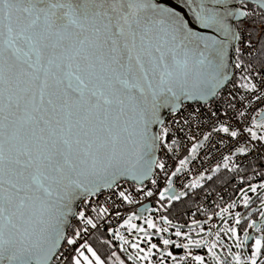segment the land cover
<instances>
[{
    "label": "snow or ice",
    "instance_id": "snow-or-ice-1",
    "mask_svg": "<svg viewBox=\"0 0 264 264\" xmlns=\"http://www.w3.org/2000/svg\"><path fill=\"white\" fill-rule=\"evenodd\" d=\"M237 178L240 205H217L221 224L169 218L205 182ZM261 257L264 0H0V264Z\"/></svg>",
    "mask_w": 264,
    "mask_h": 264
},
{
    "label": "trees",
    "instance_id": "trees-1",
    "mask_svg": "<svg viewBox=\"0 0 264 264\" xmlns=\"http://www.w3.org/2000/svg\"><path fill=\"white\" fill-rule=\"evenodd\" d=\"M222 174H223V170L218 175H222ZM257 180L259 179L257 178L256 180H253V181H257ZM238 181H239V178H237L236 180L229 181L228 184H222L219 180H216L215 182H205L204 190L200 192L199 195L193 197L191 200H189L188 198H185L183 202H175L176 207L173 210V213L170 215L169 218L172 219V221H176L178 223H189L198 217H206L207 215L214 213L218 209L217 205L221 206L224 202L231 200V198H233L236 192H238V188L240 187V185L237 184ZM224 190L227 191L226 197L221 201L215 199L214 206L209 212H202L199 210L198 205L204 201L206 197L205 195L206 193L215 192V191H224ZM192 212H195L194 217L191 216ZM256 219L258 220V217ZM113 243H114L113 250L118 251V242L114 241ZM173 251L177 253L182 250L175 248L173 249ZM201 254H203V251L201 252Z\"/></svg>",
    "mask_w": 264,
    "mask_h": 264
},
{
    "label": "built area",
    "instance_id": "built-area-1",
    "mask_svg": "<svg viewBox=\"0 0 264 264\" xmlns=\"http://www.w3.org/2000/svg\"><path fill=\"white\" fill-rule=\"evenodd\" d=\"M229 87H230V86H229ZM225 91H226V90H225ZM204 111H207V109H204ZM208 130H210V129H209V127H208L207 125L203 126V127L200 128V129H197L195 126H193L192 129H191V134L195 136V135L197 134L198 131H199V132H203V131H208ZM186 131H187V129H186ZM180 138H181V140H182V142H183V145H182V147H181V154H183L185 147H190V145H191V141H188L187 138H186L183 134H180ZM225 154H227V153H225ZM216 155H217V157H218V156H219V153H217ZM157 156H158L159 158H163V153H162V152H161V153H157ZM202 158H203V155L201 154V159H202ZM208 164H211V166H213V167L215 166V162H214V161H208V162L205 164V167H207ZM198 169L201 170V171H203V169L200 168L199 163H197V164L193 167V174H195V172H196ZM207 174H210V173H206V175H207ZM153 178H155V177H153ZM192 178H193V176H189V177H188V179H192ZM185 182H187V180H185ZM145 183L147 184L148 187H151L150 182L147 181V182H145ZM161 183H163V181H161ZM179 184H180V181H177V182H176V185H175L177 191H180V190H181L180 187H179ZM237 184H239V181L237 182ZM239 185H240V184H239ZM120 187H121L122 189H128L129 191H133V192H134V188L132 187V183H130V182H125V181L120 182ZM210 193H211V194H210V195H207V196L205 197L204 201L198 205V208H199V209H205L204 212H209V211L212 209V207L214 206V201H215V199L221 201V200H223V199L226 197V195H227V191H226V190H224V191H215V192H210ZM108 195H109V194H108L107 192H105L104 195L100 196V197H99V203L103 204V203L105 202V199L108 197ZM112 199L115 200V197H112ZM96 202H97L96 200H93V204H94V205L96 204ZM117 202H118V201H117ZM142 203H143V204H148V203H149V204L151 205V207H154V206H155V200H154V199H153V200L145 199V200H143ZM127 207H128V206H124V208H127ZM132 207L135 208V207H138V205H133ZM124 208L121 209L122 212H124ZM191 216L194 217V216H195V212H192V213H191ZM116 226H118V218H116L115 216L110 217V218L104 223V228H107V227H113V228H114V227H116ZM102 230H103V229H102Z\"/></svg>",
    "mask_w": 264,
    "mask_h": 264
},
{
    "label": "rangeland",
    "instance_id": "rangeland-1",
    "mask_svg": "<svg viewBox=\"0 0 264 264\" xmlns=\"http://www.w3.org/2000/svg\"><path fill=\"white\" fill-rule=\"evenodd\" d=\"M253 182H254V183H258L259 180H257V181H253ZM243 187L247 188V184L245 183V184L243 185ZM239 195H240L239 191L236 192V194L233 196V198H231V200H229V201H227V202H224L221 206H225L227 203H230V202H232V201H236V203H237L238 205H240V201L237 199ZM249 195H253V194L249 193ZM256 208H259V201H256V202L252 205V208L249 209V211H251L252 209H256ZM217 211H218V209H217L215 212H217ZM236 211H241L245 216L247 215V213L244 212V209H243L242 205H241V206H238L236 209L233 210V215L235 214ZM145 215H148V213H145ZM210 215H213V213H211ZM257 217H258V214L254 216L255 219H256ZM258 218H259V217H258ZM194 220L198 221L201 225H203V229H204L205 232H207V231L209 230V229H208V224H209V223H213V224H221V221H220L219 217H216V216H214V215H213V220H212V221H208V220H207V216H206V217H198V218H196V219H194ZM192 221H193V220H192ZM192 221L189 222V223H178V222H176V221H173V224H180V225L183 226V231H188V226L191 225ZM243 225H244V224H243V221H242V226H243ZM116 227H117V226H116ZM114 228H115V227H114ZM174 231H175V229H169V232H168V233H164L163 235H164L165 238H172V239H175V237L171 235V233L174 232ZM196 231H199V229H197ZM238 231H239V234L242 236V235H243V232H242L241 230H238ZM121 233H122V235H124L126 238H129V237H128V233H127L126 230L121 229ZM251 233H252V232L249 230V234H251ZM192 235H193V237L195 238V232H193ZM254 235H258V234H257V233H254L253 236H254ZM158 239H159L158 236H155V235H154V236L152 237V240H153L154 243H158ZM223 239H224V241H225L226 244L233 243V241H229V240H228L227 236H224ZM142 246H143V245H142ZM158 246H159V247H162V245H159V244H158ZM173 249H175V248H174V247L170 248V250L173 252L174 255H177V256H179V255H183V251H180V252H177V253H176V252L173 251ZM202 251H203V254H200ZM233 251H235V249H233ZM193 252H194V254L203 255V256L205 257V260L207 261L208 257H207L206 250H204V249H195V250H193ZM248 253H250V244H249V246H248ZM248 253H246V254H248ZM261 259H264V257H261ZM190 264H191V262H190Z\"/></svg>",
    "mask_w": 264,
    "mask_h": 264
},
{
    "label": "water",
    "instance_id": "water-1",
    "mask_svg": "<svg viewBox=\"0 0 264 264\" xmlns=\"http://www.w3.org/2000/svg\"><path fill=\"white\" fill-rule=\"evenodd\" d=\"M165 115H167V113H165ZM157 130H158V129H157ZM121 182H123V180H122ZM128 182H130V183H132V184L134 183V182H131V181H128ZM146 182H147V181H146ZM147 205H149V206L151 207V205H150L149 203H148ZM78 206H79V205H78ZM253 234H254V233L252 232V233L250 234V236H253Z\"/></svg>",
    "mask_w": 264,
    "mask_h": 264
},
{
    "label": "crops",
    "instance_id": "crops-1",
    "mask_svg": "<svg viewBox=\"0 0 264 264\" xmlns=\"http://www.w3.org/2000/svg\"><path fill=\"white\" fill-rule=\"evenodd\" d=\"M201 254V253H200Z\"/></svg>",
    "mask_w": 264,
    "mask_h": 264
}]
</instances>
